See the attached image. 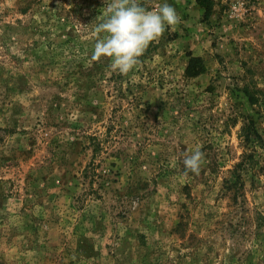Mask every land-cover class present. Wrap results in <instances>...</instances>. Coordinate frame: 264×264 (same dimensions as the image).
Instances as JSON below:
<instances>
[{
    "label": "rangeland",
    "instance_id": "1",
    "mask_svg": "<svg viewBox=\"0 0 264 264\" xmlns=\"http://www.w3.org/2000/svg\"><path fill=\"white\" fill-rule=\"evenodd\" d=\"M105 2L0 0V264H264V0H167L126 74Z\"/></svg>",
    "mask_w": 264,
    "mask_h": 264
},
{
    "label": "clouds",
    "instance_id": "2",
    "mask_svg": "<svg viewBox=\"0 0 264 264\" xmlns=\"http://www.w3.org/2000/svg\"><path fill=\"white\" fill-rule=\"evenodd\" d=\"M103 9L100 22L93 26L98 38L91 59L109 57L111 69L122 74L133 70L147 47L166 27L180 21L176 9L167 0L151 10L139 0H106ZM203 156L198 148L186 155L183 175L199 172Z\"/></svg>",
    "mask_w": 264,
    "mask_h": 264
},
{
    "label": "trees",
    "instance_id": "3",
    "mask_svg": "<svg viewBox=\"0 0 264 264\" xmlns=\"http://www.w3.org/2000/svg\"><path fill=\"white\" fill-rule=\"evenodd\" d=\"M199 1L206 10V16L209 17L211 15V5L209 0H199ZM202 71H204V68L202 69ZM196 73H198V71Z\"/></svg>",
    "mask_w": 264,
    "mask_h": 264
}]
</instances>
